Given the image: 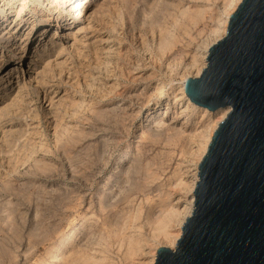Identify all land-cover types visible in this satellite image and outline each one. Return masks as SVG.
Wrapping results in <instances>:
<instances>
[{
  "label": "rangeland",
  "instance_id": "374dc122",
  "mask_svg": "<svg viewBox=\"0 0 264 264\" xmlns=\"http://www.w3.org/2000/svg\"><path fill=\"white\" fill-rule=\"evenodd\" d=\"M49 1L0 0V264H154L178 230L152 227L189 201L183 184L227 110L179 84L205 66L235 0Z\"/></svg>",
  "mask_w": 264,
  "mask_h": 264
},
{
  "label": "water",
  "instance_id": "95a60500",
  "mask_svg": "<svg viewBox=\"0 0 264 264\" xmlns=\"http://www.w3.org/2000/svg\"><path fill=\"white\" fill-rule=\"evenodd\" d=\"M189 100L227 109L198 163L193 209L154 264H264V0H240Z\"/></svg>",
  "mask_w": 264,
  "mask_h": 264
},
{
  "label": "bare ground",
  "instance_id": "6f19581e",
  "mask_svg": "<svg viewBox=\"0 0 264 264\" xmlns=\"http://www.w3.org/2000/svg\"><path fill=\"white\" fill-rule=\"evenodd\" d=\"M229 1H231V0H229ZM3 2V1H2ZM50 1L48 0V2L47 3H49ZM89 2V0H84L82 3H78V6H82V7H84L87 3ZM240 2V0H235V1H231L230 3H228V7H230V9H232V10H234V8H236V5L238 4ZM226 3H227V1H226ZM7 4V3H6ZM2 6H4V3H2L1 4ZM102 5V4H101ZM226 5V4H225ZM3 10H4V8H0V13L3 15ZM231 10V11H232ZM83 13V12H82ZM81 12H80V10H78V11H74L71 15V17L73 18H81V17H83L84 15H85V13L84 14H82ZM232 12H229V14L226 16V19L222 22L221 21V24H222V33H221V35H219V37H218V39L217 40H219V39H221L223 36H224V34H225V32H226V27H227V22H228V18H229V15L231 14ZM12 20V19H11ZM6 21V19L4 20V22ZM3 22V23H4ZM51 22V21H50ZM2 23V22H1ZM49 26V25H48ZM219 28V27H218ZM67 30V29H66ZM45 31H46V25H45V27H42L39 31H38V33H37V39H36V43L33 45V49H32V54H31V59H32V62H37L38 60H39V57H40V55L43 53V51H44V49H45V47L47 46V45H49L48 44V40H47V42L45 43V40L47 39L46 37V35H44L43 36V34L45 33ZM2 33H7V34H9V31H8V29L5 27L2 31H1ZM67 32H69V31H67ZM54 33V32H53ZM11 34V33H10ZM9 34V35H10ZM71 34V33H70ZM52 34H51V38L50 39H52ZM63 37H67L68 36V34L67 33H65L64 35H62ZM14 38V37H13ZM49 38V37H48ZM216 40V41H217ZM215 42V41H214ZM213 42V43H214ZM12 44V43H11ZM15 44V43H14ZM11 45H9V47H10ZM12 46H13V44H12ZM19 46V45H18ZM72 47H73V44L71 45ZM71 46H60L59 47V49H58V51H57V54L55 55V56H59L63 51H65V50H67L68 49V47H71ZM14 49L15 50H17V48H15V46H14ZM207 54V53H206ZM55 59V58H54ZM56 61V60H55ZM33 63V64H34ZM48 63H50V62H48ZM44 65H46V64H44ZM48 66H49V64H47ZM48 66H46V68L48 67ZM45 67V66H44ZM44 67L41 69V70H38L36 73H35V76H39V75H41L43 72H44ZM203 67L204 66H202L201 68H199L198 70H197V74L195 75V76H198L199 74H200V72H201V70L203 69ZM10 72V71H9ZM12 74V73H11ZM10 74V75H11ZM2 75V74H1ZM9 76V75H8ZM5 77V76H4ZM8 78H10L11 79V76H9ZM13 78V77H12ZM23 79V78H22ZM36 79V77L34 78V80ZM186 79L187 78H182L181 79V82H180V84H179V86H180V90H181V94L182 95H185L186 96V94H185V91H184V84H185V81H186ZM7 80H9V79H6V80H4L3 79V81H1L0 82V87H2L1 85H2V83H5ZM40 80V79H39ZM11 81V80H10ZM8 82V81H7ZM21 82V81H20ZM23 86H25L24 84L23 85H21L20 87H19V89L17 90V92L18 91H21V89L22 88H24ZM3 88V87H2ZM17 89V88H16ZM158 89H160L156 94L157 95H159V94H162V93H164L165 91H164V89H163V87H159ZM19 94V93H18ZM17 94V95H18ZM47 95V94H46ZM181 95V96H182ZM186 99H187V101H190L189 100V98L186 96ZM192 104V103H191ZM12 105V104H11ZM18 105V104H17ZM13 108V107H12ZM11 108V109H12ZM9 110H10V105H5V106H3V107H0V120L2 119V117L7 113V112H9ZM205 110V109H204ZM165 111V110H164ZM206 112V111H205ZM165 113V112H164ZM163 113V114H164ZM8 114V113H7ZM227 114V110L222 114V116H221V118H220V120L219 121H221L224 117H225V115ZM155 121V120H154ZM219 121L218 122H216V124L214 123V125L212 126L213 128H212V130L210 129V132L209 133H206V137L204 138V141L200 144V152L198 151V153H200L199 155V161H200V159H201V157L203 156V154L205 153V151H206V149H207V146H208V144H209V142H210V139H211V137H212V133H213V131H214V129L217 127V125H218V123H219ZM3 122V121H2ZM2 124V123H1ZM2 129H3V127H2ZM0 131H1V129H0ZM3 131V130H2ZM1 131V132H2ZM4 132V131H3ZM30 133V132H29ZM201 134V133H200ZM199 134V135H200ZM196 136V135H195ZM201 136V135H200ZM2 138H3V135H2ZM192 138V137H191ZM5 139V138H4ZM1 140H3V139H1ZM200 143V142H199ZM198 146V145H197ZM198 149V148H197ZM196 149V150H197ZM193 153V152H192ZM191 153V154H192ZM198 155V154H197ZM198 161V162H199ZM197 168H198V165H197ZM195 169H196V167H195ZM198 170V169H197ZM196 172V171H195ZM183 175V174H182ZM194 175V177H192L193 179H192V181L190 182V184H188V185H186V184H183V186L188 190V192L190 193V199H189V201L186 203V205L181 209V210H176V211H171L170 213H167L162 219H158L157 220V222H156V224L152 227V230H153V232L155 233V235L154 236H162V237H164V238H167V228H168V225H170V223H172L173 225H174V228H176L178 231H177V233L171 238V239H169V241L167 240V245L165 246V247H168V248H171V249H173L174 247H175V245H176V243H177V240H178V238H179V236H180V233H181V228H182V225H183V223H184V221H185V219L191 214V211H192V209H193V201H194V194H193V190H194V187H195V184H196V182H197V180H198V175L197 174H193ZM184 176V175H183ZM182 178V177H181ZM180 178V179H181ZM178 182V181H177ZM178 184V183H177ZM181 187V186H180ZM182 188V187H181ZM184 188V190H186ZM162 211V210H161ZM159 215V214H158ZM154 219V218H153ZM170 232V231H169ZM153 235V234H152ZM152 237V236H151ZM170 237V236H169ZM161 238V237H160ZM158 239V238H157ZM130 240V239H129ZM140 240V239H139ZM156 240V239H155ZM63 243V242H62ZM127 243H129V242H127ZM138 243V242H137ZM66 244V243H65ZM138 245V244H137ZM141 245V244H140ZM128 247V246H127ZM54 257V256H53ZM155 257H156V255H155ZM154 263H155V258H154Z\"/></svg>",
  "mask_w": 264,
  "mask_h": 264
}]
</instances>
